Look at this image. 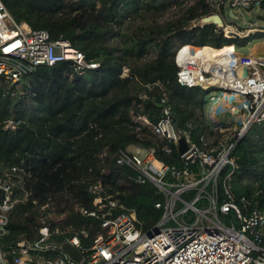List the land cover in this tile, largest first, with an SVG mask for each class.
Masks as SVG:
<instances>
[{
    "label": "trees",
    "instance_id": "16d2710c",
    "mask_svg": "<svg viewBox=\"0 0 264 264\" xmlns=\"http://www.w3.org/2000/svg\"><path fill=\"white\" fill-rule=\"evenodd\" d=\"M0 1L17 23L45 30L52 40L69 41L86 62L98 64L81 74L67 61L37 66L20 87L24 94L0 87V179L11 168L25 173L23 189L14 192L19 202L9 214L5 246L32 241L41 221L51 229L70 230L57 236L58 242L77 234L83 245H90L100 232L99 223L78 210L88 208L89 188L97 182L106 195L120 197L133 209L143 228L154 226L162 213L154 204L161 197L152 185L136 184L129 168L116 164L118 152L129 146L153 149L163 164L178 163L176 146L154 137L139 119L155 124L164 95L176 128L195 127L192 139L227 127L216 118L205 120L208 91L176 83L174 52L182 44L202 47L198 52H218L259 34L224 38L215 24L200 21L212 13L206 0ZM172 8L171 16L158 19ZM260 125H252L236 142L232 157L237 168L229 185L237 200L244 197L249 208L264 212ZM48 214L63 218L50 220Z\"/></svg>",
    "mask_w": 264,
    "mask_h": 264
},
{
    "label": "built area",
    "instance_id": "2783aa9c",
    "mask_svg": "<svg viewBox=\"0 0 264 264\" xmlns=\"http://www.w3.org/2000/svg\"><path fill=\"white\" fill-rule=\"evenodd\" d=\"M206 4L211 15L220 18L227 9L264 12V0H206ZM215 26L222 34L229 29L225 24ZM200 48L188 44L177 47L173 56L175 81L183 88L236 94L237 102L229 105L231 118L224 122L227 127L217 126L214 135L201 134L192 139L195 127L176 128L164 95L158 104L161 117L155 124L139 119L154 137L176 146L178 163L163 164L153 149L136 146L129 147L144 155L131 153L127 147L116 158L117 165L133 172L136 184H150L156 189L161 197L154 204L162 211L159 221L143 228L136 212L126 207L120 197L106 195L97 182L89 188L92 197L88 208L78 211L96 219L100 232L86 246L77 234L62 241L79 251L78 262L64 254L60 250L62 242L55 239L70 230L51 229L45 221H41L32 241L21 239L5 246L2 240L8 233L9 214L19 202L14 192L23 189L25 177L22 169L11 168L0 179V264H264V212L249 208L244 197L237 200L229 186L237 168L232 157L236 142L252 125H264V54L241 56L232 50L227 56L196 58ZM64 61L71 62L78 74L98 67L86 62L69 41L61 37L52 40L45 30L17 23L0 1V87L8 86L24 94L20 87L37 66L52 67ZM242 66L246 68L245 77L239 76ZM209 100L214 98L210 96ZM181 139L186 145L183 153L179 152ZM163 150L170 152L167 147ZM47 218L59 221L63 216L48 214ZM80 235L88 237L86 231Z\"/></svg>",
    "mask_w": 264,
    "mask_h": 264
},
{
    "label": "rangeland",
    "instance_id": "374dc122",
    "mask_svg": "<svg viewBox=\"0 0 264 264\" xmlns=\"http://www.w3.org/2000/svg\"><path fill=\"white\" fill-rule=\"evenodd\" d=\"M174 9L167 10L161 14H159L158 19L164 20L167 17L171 16L174 13ZM233 15L236 17V19H232L230 17L229 9H227L221 16V22L222 24L228 25L229 29L226 32H223L224 38H246L250 36H256L259 34V36L252 37L248 39L247 43H244L241 46H235L233 47V52L236 55H255V54H264V21L258 20L256 17L264 16V12L254 9L252 11H243L240 9H234L231 11ZM246 16L249 17V19H246ZM202 20V19H201ZM256 46V47H255ZM253 48V49H252ZM152 56V51H148V57ZM212 96L214 98V101L209 100V97ZM237 96L234 93L229 92H223L221 90H210L207 92L205 96V105H204V116L205 120H209L211 118L220 119L223 122H228L231 118L230 114V106L233 103L237 102ZM11 123H8L6 127H10ZM262 126V125H260ZM264 126V125H263ZM264 130V128H263ZM131 153H136L139 155H144L142 151L128 148ZM230 186V185H229ZM231 189V188H230ZM233 223V219H231Z\"/></svg>",
    "mask_w": 264,
    "mask_h": 264
},
{
    "label": "water",
    "instance_id": "95a60500",
    "mask_svg": "<svg viewBox=\"0 0 264 264\" xmlns=\"http://www.w3.org/2000/svg\"><path fill=\"white\" fill-rule=\"evenodd\" d=\"M229 14H230V17L235 18V16H233L231 14V12ZM256 18L258 20H263L264 21V16H259L258 15ZM246 19L248 20L249 17L246 16ZM202 22L205 23V24L206 23H213V24H219V25L222 24L220 17L218 15H216V14H213L211 16H207V17L202 18ZM239 76L240 77H245L246 76V68L245 67H243V66L240 67ZM185 149H186L185 141L183 139H181L179 141V152L183 153L185 151ZM60 250L64 254H66L70 259H72V260H74L76 262H78L81 259V254L79 253V251L75 247L69 245L67 242H62L60 244Z\"/></svg>",
    "mask_w": 264,
    "mask_h": 264
},
{
    "label": "bare ground",
    "instance_id": "6f19581e",
    "mask_svg": "<svg viewBox=\"0 0 264 264\" xmlns=\"http://www.w3.org/2000/svg\"><path fill=\"white\" fill-rule=\"evenodd\" d=\"M184 50H187V49L185 48ZM232 50H233L232 45H228V46L223 47L218 52H212V53L211 52H196V58H207L208 59V58H215V57L221 56V55L227 56L228 53L231 52ZM97 201L103 202L100 198H97ZM107 207H109V205Z\"/></svg>",
    "mask_w": 264,
    "mask_h": 264
},
{
    "label": "snow or ice",
    "instance_id": "6c2138e0",
    "mask_svg": "<svg viewBox=\"0 0 264 264\" xmlns=\"http://www.w3.org/2000/svg\"><path fill=\"white\" fill-rule=\"evenodd\" d=\"M7 50V49H6Z\"/></svg>",
    "mask_w": 264,
    "mask_h": 264
}]
</instances>
